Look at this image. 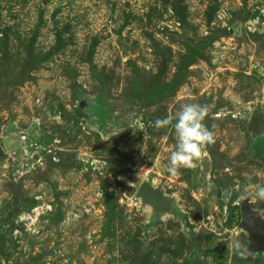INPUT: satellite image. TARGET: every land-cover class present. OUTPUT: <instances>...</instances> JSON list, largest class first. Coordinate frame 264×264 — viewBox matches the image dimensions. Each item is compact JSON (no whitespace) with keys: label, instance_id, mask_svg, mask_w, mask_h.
<instances>
[{"label":"rangeland","instance_id":"rangeland-1","mask_svg":"<svg viewBox=\"0 0 264 264\" xmlns=\"http://www.w3.org/2000/svg\"><path fill=\"white\" fill-rule=\"evenodd\" d=\"M188 103L213 142L172 175ZM259 186L264 0H0V264H264Z\"/></svg>","mask_w":264,"mask_h":264},{"label":"clouds","instance_id":"clouds-1","mask_svg":"<svg viewBox=\"0 0 264 264\" xmlns=\"http://www.w3.org/2000/svg\"><path fill=\"white\" fill-rule=\"evenodd\" d=\"M206 113V106L188 103L171 116L154 121L157 128L171 124L175 138L174 150L168 156V173L175 175L178 168L194 167V162L201 156L202 148L213 142L212 132L202 123ZM255 197L264 200V186L255 189Z\"/></svg>","mask_w":264,"mask_h":264},{"label":"water","instance_id":"water-1","mask_svg":"<svg viewBox=\"0 0 264 264\" xmlns=\"http://www.w3.org/2000/svg\"><path fill=\"white\" fill-rule=\"evenodd\" d=\"M256 122V115L253 116L250 125ZM137 196L143 204L152 207L153 212L165 210L167 201L164 199L159 190L151 188L148 184L142 183L138 190ZM240 221L239 228L249 235L248 252L249 256L264 254V221L262 214L252 210L247 200L240 203Z\"/></svg>","mask_w":264,"mask_h":264}]
</instances>
